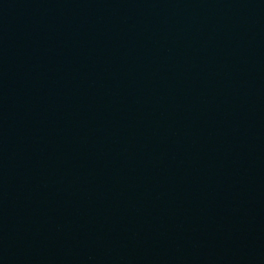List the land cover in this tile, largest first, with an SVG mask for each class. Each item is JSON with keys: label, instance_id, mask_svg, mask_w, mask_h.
Returning a JSON list of instances; mask_svg holds the SVG:
<instances>
[{"label": "water", "instance_id": "water-1", "mask_svg": "<svg viewBox=\"0 0 264 264\" xmlns=\"http://www.w3.org/2000/svg\"><path fill=\"white\" fill-rule=\"evenodd\" d=\"M17 0H0V17L16 2Z\"/></svg>", "mask_w": 264, "mask_h": 264}]
</instances>
